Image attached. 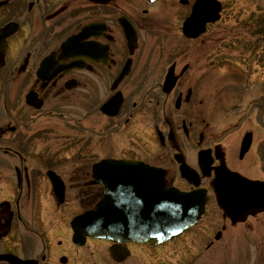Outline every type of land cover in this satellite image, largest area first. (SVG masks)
<instances>
[{
    "label": "flooded vegetation",
    "instance_id": "obj_1",
    "mask_svg": "<svg viewBox=\"0 0 264 264\" xmlns=\"http://www.w3.org/2000/svg\"><path fill=\"white\" fill-rule=\"evenodd\" d=\"M216 1L219 19L193 39L183 24L198 0H0V264H264V204L252 201L264 184V10L237 27L249 57L226 58ZM199 42L212 58H188ZM233 70L247 86L225 84ZM108 139L120 156L101 160L141 162L165 191L204 199L196 223L164 243L75 241L72 219L106 191L101 160L82 159ZM141 188L127 191L132 217Z\"/></svg>",
    "mask_w": 264,
    "mask_h": 264
},
{
    "label": "water",
    "instance_id": "obj_2",
    "mask_svg": "<svg viewBox=\"0 0 264 264\" xmlns=\"http://www.w3.org/2000/svg\"><path fill=\"white\" fill-rule=\"evenodd\" d=\"M220 10L221 7L215 0H198L193 15L184 22V35L188 38L199 37L206 24L219 19ZM171 87L172 84L166 91ZM94 169L95 174L100 176V183L105 185L106 192L95 211L86 212L72 221L74 239L77 242L90 234L112 241L162 243L180 235L202 215L204 199L197 197L196 193H180L173 189L165 191L162 174L143 163L103 160ZM189 172L188 167L183 164L181 173L188 177ZM50 176L55 192L62 201L63 184L55 175ZM127 183L142 186L128 188L125 186ZM252 186L253 203L263 205L264 184L256 182ZM140 187V198L144 202L139 203L136 197L133 207L136 216L132 217L131 212H127L131 208L125 202L127 191H137ZM140 207L145 209V217L141 220L137 210Z\"/></svg>",
    "mask_w": 264,
    "mask_h": 264
},
{
    "label": "rangeland",
    "instance_id": "obj_3",
    "mask_svg": "<svg viewBox=\"0 0 264 264\" xmlns=\"http://www.w3.org/2000/svg\"><path fill=\"white\" fill-rule=\"evenodd\" d=\"M225 2V20L221 21L220 24H218L215 28L217 30H215V32L213 33V35L215 36V42L218 43L222 48H226L224 49V54L226 58H248L249 57V53L246 52L247 49H250V44L251 42H253V40H251V36L245 35L244 36V40L243 38H236L235 34H239L237 31V27L239 26V23H244L245 20L250 16V14L253 12V10L255 11V8L257 7V15L261 16L263 13L261 12V10H264V0H224ZM176 22V21H174ZM214 28V29H215ZM225 30V32H230L233 33V36L230 37H221L222 33L224 32L223 30ZM246 32L249 33V29L246 30ZM224 34V33H223ZM221 38H224L223 40H220ZM256 43L255 47H257L258 50H261V47L263 45V43L260 41V39L258 40H254ZM213 42V41H212ZM239 44H241L239 46ZM214 45V43L212 44L210 42V48ZM217 46V45H216ZM242 46L243 53L239 52L237 49H241L240 47ZM215 48V46H214ZM213 48V49H214ZM237 48V49H236ZM264 48V47H263ZM232 49V50H231ZM241 49V50H242ZM203 51H207L209 52L208 48L206 46H204L202 44V42H199L197 44H195L192 48V54L191 56H189L188 58H207L208 55H202ZM247 53V54H246ZM208 58H212V57H208ZM213 58H219L217 56L213 57ZM230 74H228V76L226 77L225 80V84L227 86H236V83L238 81H240V86L244 87L247 86V82L244 78H237V73L233 71L229 72ZM259 81V80H258ZM235 84V85H234ZM217 106H215L213 109H215ZM107 144H109V147H105V146H98L97 149H95L94 151H92L91 154L87 153L84 155L82 162H84L85 164L92 166L94 163L100 161L105 155H112L115 156H120V152L121 151L118 147L116 148V151L118 154H116L115 149L112 150V146H115L117 144L114 143V139H108L106 141ZM70 144L66 143L64 150L69 151V152H75V151H79L80 148L84 145L82 144L81 146H77V147H71L69 148ZM44 150H55L54 149V144H50L47 145V147ZM113 152V153H112ZM76 155H72V159H76ZM71 158H69V163H71ZM76 164H72L70 166H75ZM66 178L68 177H74V175H70V174H65Z\"/></svg>",
    "mask_w": 264,
    "mask_h": 264
}]
</instances>
